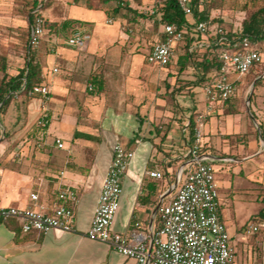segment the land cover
Wrapping results in <instances>:
<instances>
[{"label": "crops", "instance_id": "1", "mask_svg": "<svg viewBox=\"0 0 264 264\" xmlns=\"http://www.w3.org/2000/svg\"><path fill=\"white\" fill-rule=\"evenodd\" d=\"M79 21H82L81 25L73 27L68 38L76 30L88 35V30L84 29L85 22L86 28L92 26L95 31L91 20ZM67 39L63 46L56 47L51 42L45 49L38 48L37 61L43 63V69L47 64L52 67L47 68L52 73L48 72L50 79L45 84L49 89V101L41 116L47 122L40 124L37 136L34 133L32 143H28L26 157L31 159L30 163L26 166L16 164L6 174L3 170L0 204L34 206L30 194L39 189L46 193L45 201L52 203L57 187L70 185L80 195L76 206V227L71 232L52 229L47 233H25L21 229V220L0 217V264H137L136 259L87 235L113 158L114 146L120 143L134 151V157L122 177L120 205L112 229L127 235L137 227L149 242L161 227L159 207L173 198L191 167L189 147L194 138L191 122H196L201 113L205 114L201 124L202 150L209 155L215 169L218 168L216 181L220 190V213L225 222L232 223L230 235L238 242L231 243L236 264H264L261 232L253 237L249 232L246 235L238 231L236 225L234 191H242L240 193L244 196L253 199L256 194L252 191L261 181L256 176L248 178L255 174L257 167L247 172L243 168L245 163L253 162L259 150L250 151V138L240 139L243 133L250 132L248 125H242V116L225 115L226 104L231 98L216 102L208 111L205 97V107L194 112L197 117L187 106L188 111L181 112L183 118L176 120L174 113L157 112L156 106L138 107L127 103L126 99L110 98L109 91L92 94L85 79L93 69L91 67L88 74L81 75L80 63L88 56L96 55L100 47L110 45L111 41L103 44V41H93L88 37L89 45L83 49L69 45ZM48 50L52 52L47 53ZM62 69L64 74L56 77L54 73ZM236 127H240L239 130H235ZM76 133L89 137H76ZM57 139L63 141V148L57 146ZM229 163L238 164L240 169L235 171ZM152 170L161 171L163 176L152 177L149 174ZM242 176L248 179L244 182ZM29 186L32 187L30 191L27 190ZM257 199L260 200L258 196Z\"/></svg>", "mask_w": 264, "mask_h": 264}, {"label": "rangeland", "instance_id": "2", "mask_svg": "<svg viewBox=\"0 0 264 264\" xmlns=\"http://www.w3.org/2000/svg\"><path fill=\"white\" fill-rule=\"evenodd\" d=\"M36 1L42 5L40 14L45 19L58 23L70 19L74 21L75 27L81 25L82 21L79 20H91L95 31L92 26L86 28L87 22H85L84 29L88 30L87 36L93 41H103V44L111 41L110 45L100 47L96 55L88 56L79 66L81 75L88 74L92 67L93 73L99 72L104 76L105 91H109L110 98L126 99L127 103L138 107L156 106L157 112L174 113L177 116L176 120L182 116L183 110L188 111L187 106L195 117L198 115L194 113L195 110L205 107V80H202L200 70L193 62L189 61L184 70H181L180 65L177 64L179 56L183 53L180 46L172 62L166 67H156L147 60L153 45L164 39L161 32L163 26L159 21L164 0H124L129 3L131 9L136 10V22L129 20L128 15H132V12L126 8L116 15L109 14L107 9L112 11L115 3H106L104 0H0V57L5 60L7 73L10 76L17 75L29 59L37 61L39 47L45 49V46L51 42L56 47L63 46V42L71 33L70 27L57 33L47 32L42 36L40 45L29 53V17L36 10ZM90 5L100 6L90 9ZM260 6L262 3L255 5L252 0H200V7L208 13L212 29L220 25L231 32L241 29L244 20ZM196 38L198 36H195ZM256 42L264 53V39ZM103 44L101 46H104ZM51 52V50L47 51V53ZM42 64L41 62L42 84L45 85L51 73L47 68L52 69V67L47 64L43 69ZM63 71L62 69L61 72L54 74L59 78L64 74ZM3 75L4 72L0 70V79ZM90 77L91 75H88L85 79L87 87L90 86ZM228 79L236 86V90L233 98L226 104L225 115L229 113L236 117L242 116V125L244 127L248 125L250 132L243 133L240 139L250 138V151L259 150L254 155L253 162L245 163L243 166L246 172L258 168L255 174L248 177L256 176L261 181L256 184L258 188L252 191L256 195L251 199L237 190L234 191L236 196L233 200L238 231L246 235L251 233L250 235L253 236L257 232L252 231L250 226L264 219L259 214L264 210V141H261L264 140L261 134L263 132L264 135V61L244 75L232 69L228 73ZM48 101L49 95L45 97L42 94L37 96L16 94L2 112L0 103V163L5 174L16 164L26 166L30 163L31 159L28 160L26 157L27 146L28 143H32L33 134L37 136L39 132L36 130L41 124L43 108ZM109 119L113 120V116ZM239 128L236 127L235 130ZM33 144L37 146V143ZM233 154L237 155L235 152ZM229 164L235 171L240 169L238 164ZM248 178L242 176L244 182ZM27 190H32V187L29 186ZM218 191L221 200L219 187ZM225 223L230 244H237L236 239L230 235L232 223L228 220ZM260 234L264 239V234Z\"/></svg>", "mask_w": 264, "mask_h": 264}, {"label": "built area", "instance_id": "3", "mask_svg": "<svg viewBox=\"0 0 264 264\" xmlns=\"http://www.w3.org/2000/svg\"><path fill=\"white\" fill-rule=\"evenodd\" d=\"M188 16L193 14V0H180ZM42 5L34 10L39 13L30 22L29 49L40 45L46 34V19L40 14ZM191 20L193 36H198L190 50H205L213 45L219 46L218 54L223 62L219 73L211 76L204 85L207 110L211 111L218 101H227L233 97L236 86L229 81L228 73L234 69L244 75L257 64L264 61V53L256 40L249 36L228 35L220 25L212 29L207 21ZM210 31L214 37L211 39ZM164 39L153 45L147 60L151 64L169 65L178 46L185 44L186 28L176 24H166L162 28ZM202 37V38H200ZM67 43L77 48H87L88 36L76 30L67 39ZM54 71H58L54 68ZM36 91L45 97L49 89L43 85ZM205 114H199L193 127V143L189 147L191 167L173 198L159 207L161 227L150 241L134 227L125 235L112 229L119 209L122 193V177L126 173L134 151L117 143L113 149V158L106 173L95 215L87 233L91 239L109 244L113 249L137 260V264H236L235 251L230 244V236L220 213L219 191L216 181V169L209 155L203 152V133L201 124ZM47 121L41 119L40 123ZM59 148L64 147L61 139L56 140ZM180 171V176L182 171ZM3 169L0 163V196L3 190ZM64 174L61 172V175ZM152 177L161 178L159 170L149 172ZM58 179V178H57ZM46 193L39 189L30 194L34 203L31 207L5 206L0 204V217L7 220H21V229L25 233H47L52 229L66 232L75 230L76 206L80 201L78 190L70 185L60 184L52 203L45 201ZM252 231L264 234V219L252 223Z\"/></svg>", "mask_w": 264, "mask_h": 264}, {"label": "trees", "instance_id": "4", "mask_svg": "<svg viewBox=\"0 0 264 264\" xmlns=\"http://www.w3.org/2000/svg\"><path fill=\"white\" fill-rule=\"evenodd\" d=\"M111 1V2H110ZM255 5L262 3V6L258 7L254 11H252L247 19L244 20L241 29L237 31H227L228 35L233 36H249L253 40H263L264 39V0H252ZM106 3H115L112 11L107 9V12L111 15H116L120 10L126 8L129 12H132V15H128L129 20L136 22V10L131 9L129 3L124 0H104ZM100 6V5H99ZM91 6L90 9H95L99 7ZM39 7L37 1L35 2V9ZM42 8V7H41ZM39 13L32 12L29 17V21L32 22L35 15ZM160 24L162 26L166 24H176L181 26L182 28H186V36H185V44L180 45L183 50V53L179 56L177 64L180 65L181 70L187 66V63L193 62L194 66L200 70V75L202 80H210V74L219 73L223 66V62L219 57L218 49L219 46L213 45L211 47L206 48L205 50H190V46L192 45L195 37L193 36V32L190 27L186 26L187 24L191 25V20L194 21H207L209 22L208 13L200 7V0H193V14L190 18L180 4V0H164L163 6L160 9ZM145 16V15H142ZM74 21L70 19H65L61 23L52 22L46 19L45 27L47 32H59L61 30H66L69 27H75ZM212 22V21H211ZM30 25H29V33H28V41L30 39ZM211 39L214 40L212 32L210 31ZM29 50V53H31ZM168 66V65H167ZM255 67V66H254ZM253 67V68H254ZM252 68V69H253ZM251 69V70H252ZM0 70L4 72L3 77L0 79V103L1 112L8 107L11 101L14 99L16 94H24L37 96L40 93L36 91L37 87L43 86V77H42V67L38 61L35 59H29L26 63L25 67L19 71L17 75L10 76L7 73V66L5 60L0 57ZM90 86L92 94H101L105 91V79L104 76L99 72H94L90 77ZM195 122L192 120L191 126L194 127ZM261 129L262 126H261ZM262 136L263 132H261ZM76 137H89L87 134L76 133ZM264 218V210L259 213Z\"/></svg>", "mask_w": 264, "mask_h": 264}]
</instances>
